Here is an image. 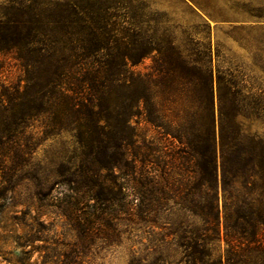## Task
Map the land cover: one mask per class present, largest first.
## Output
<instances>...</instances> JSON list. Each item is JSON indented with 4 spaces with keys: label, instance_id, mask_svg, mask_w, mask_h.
I'll list each match as a JSON object with an SVG mask.
<instances>
[{
    "label": "trees",
    "instance_id": "16d2710c",
    "mask_svg": "<svg viewBox=\"0 0 264 264\" xmlns=\"http://www.w3.org/2000/svg\"><path fill=\"white\" fill-rule=\"evenodd\" d=\"M145 9L134 0L0 4L2 180L28 177L49 138L71 133L78 146L57 169L65 193H44L31 175L36 216L17 218L30 228L18 244L44 254L17 264H84L143 231L150 247L129 264H264V115L247 111L264 100L238 70L215 67L209 47L201 59L186 55L161 27L168 21ZM151 55L150 72L138 71ZM44 209L66 218L74 242L45 239Z\"/></svg>",
    "mask_w": 264,
    "mask_h": 264
},
{
    "label": "rangeland",
    "instance_id": "374dc122",
    "mask_svg": "<svg viewBox=\"0 0 264 264\" xmlns=\"http://www.w3.org/2000/svg\"><path fill=\"white\" fill-rule=\"evenodd\" d=\"M7 0H0V4ZM136 5L146 6L147 14H157L163 21L161 27H168L173 32L178 44L186 55L192 59H201L206 48H210L212 64L232 68L241 73L245 84L255 98L264 100V19L253 16V9L261 8L264 12V0H134ZM201 61V60H200ZM10 69L11 79L18 77V70L10 68L8 63H1ZM154 64V55L144 59L136 69L148 73ZM12 66V63H11ZM4 68V71L6 70ZM5 75V74H4ZM176 99H184V94H175ZM249 113L264 115V108L248 109ZM144 125H142V128ZM151 136V134H149ZM78 153V146L71 133L49 138L38 147L33 156L29 176L19 181L14 176L10 182H4L0 171V264H17L23 259L40 261L44 253L34 252L24 255V250L18 244V236L29 232L30 228L21 224L18 217L22 211L28 210L27 224L32 223L31 217L36 216L35 193L37 180L31 176L37 175L44 182V193H65L64 185H57L59 177L57 169L62 162ZM37 219L51 229L45 232L49 243L60 239L74 242L75 233L68 225L66 218L44 209L37 214ZM137 234V237L135 236ZM128 235V234H127ZM122 243L103 250H92L84 264H129L133 251L145 254L150 247L151 238L147 233L136 232ZM54 240H51V239ZM172 237L167 238L171 240ZM36 241L35 246L49 245ZM223 248L225 245L223 244ZM29 262V260H27Z\"/></svg>",
    "mask_w": 264,
    "mask_h": 264
}]
</instances>
